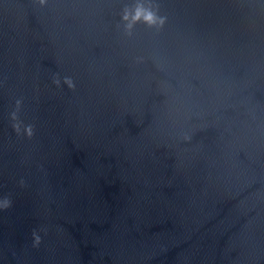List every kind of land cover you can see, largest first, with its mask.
I'll list each match as a JSON object with an SVG mask.
<instances>
[{"label": "water", "instance_id": "95a60500", "mask_svg": "<svg viewBox=\"0 0 264 264\" xmlns=\"http://www.w3.org/2000/svg\"><path fill=\"white\" fill-rule=\"evenodd\" d=\"M4 194L0 264H264V0H0Z\"/></svg>", "mask_w": 264, "mask_h": 264}, {"label": "clouds", "instance_id": "9594fccd", "mask_svg": "<svg viewBox=\"0 0 264 264\" xmlns=\"http://www.w3.org/2000/svg\"><path fill=\"white\" fill-rule=\"evenodd\" d=\"M35 2L41 7L46 8L48 6L49 0H35ZM132 24L127 25V29H131L133 24L137 22H142L149 28H154L156 30H160L167 23V16L160 14V7L157 4L155 9L153 7L145 8L143 5H138L134 15L131 17ZM124 21L129 20V15L125 14L123 16ZM130 34V33H129ZM137 63H143V58H138ZM61 79L63 85H65L69 90H75L76 83L73 81L71 77L64 76L61 78L59 73L53 74L52 84L60 88L61 87ZM23 105V98H18L15 100L14 110L10 113V120L12 122L13 132L17 137H24L28 140H31L35 135V127L32 124L25 125L19 118V113ZM185 140H190V137L185 136ZM19 186L21 188L27 187V183L25 179L21 178L19 180ZM13 200L9 194L0 195V211H8L13 207ZM32 237V247L39 248L42 243V238L37 230H33L31 233Z\"/></svg>", "mask_w": 264, "mask_h": 264}]
</instances>
